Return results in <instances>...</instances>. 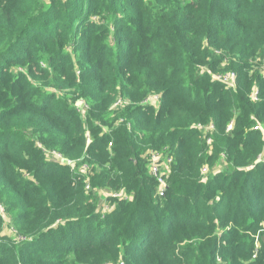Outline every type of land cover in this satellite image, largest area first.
I'll return each mask as SVG.
<instances>
[{
  "label": "trees",
  "instance_id": "1",
  "mask_svg": "<svg viewBox=\"0 0 264 264\" xmlns=\"http://www.w3.org/2000/svg\"><path fill=\"white\" fill-rule=\"evenodd\" d=\"M263 49L264 0H0V201L21 237L0 264H264ZM149 151L173 160L164 198ZM220 155L231 170L203 180ZM101 188L132 199L100 215Z\"/></svg>",
  "mask_w": 264,
  "mask_h": 264
},
{
  "label": "rangeland",
  "instance_id": "2",
  "mask_svg": "<svg viewBox=\"0 0 264 264\" xmlns=\"http://www.w3.org/2000/svg\"><path fill=\"white\" fill-rule=\"evenodd\" d=\"M92 17H93V19H92L93 21H97L99 19V17L95 16V14H93ZM42 61H43L42 65H44L45 63L47 64L46 59L42 60ZM255 61L256 62L253 63L254 68H257L259 71H264V68H263L264 49L261 51V54L257 55V58ZM21 68L23 69V67H21V66H16V67L13 66L12 70L18 71V70H21ZM23 70H25V69H23ZM37 77H40L41 79L30 80L28 78L30 85L33 87L34 90H36V91L40 90V92L44 93V94L52 93L54 95L55 99H57V101L60 103H64L65 101H68L70 99L69 97H70L71 93L69 92V88H61V86L59 84H58V86H51L50 85L51 78L49 75H39ZM148 98L151 99L150 102L152 103V105H155V107L158 106V102L154 98L153 95L149 96ZM25 136L27 137L28 135H25ZM36 143L38 146H41V148L43 149L45 160L55 161V162L62 164L61 162H59V160H56L54 158V156H55L54 149L44 148L39 142H36ZM210 148H212V147H210ZM162 154H163V156H165L164 153H162ZM262 158L264 159V156ZM51 159H53V160H51ZM84 162H85L84 159H77V163H75V165L70 167L71 174L74 173V170L76 168L83 165ZM208 168H209L208 174H213L216 172L227 173L229 170H231V165L226 161V159L223 155H220L217 158H215L214 164L212 166L208 165ZM88 170H91V168L88 167ZM24 174L26 175V177L30 176L29 174H27V172H24ZM109 192H110L109 190H105V189L101 188L99 190H95L92 193V195H94L97 199V201H96V212H99L100 215H104L113 209L114 202H115L113 199H115V198H113V197L109 198L110 197ZM0 204L2 205V206L0 205V216H1L0 237H3L4 239H8L10 242H13V243L15 241H16V243H19L21 240V237L18 236L17 231L14 228L13 221H12V214L5 210L3 200L0 201ZM256 241H258V239ZM106 264H114V263L109 262Z\"/></svg>",
  "mask_w": 264,
  "mask_h": 264
},
{
  "label": "built area",
  "instance_id": "3",
  "mask_svg": "<svg viewBox=\"0 0 264 264\" xmlns=\"http://www.w3.org/2000/svg\"><path fill=\"white\" fill-rule=\"evenodd\" d=\"M217 78L227 86H234V79H235L234 73H228L226 75H217ZM251 97L253 99L256 98L254 91L252 92ZM154 98L156 100H158V97L156 95H154ZM147 101L150 102L151 99L148 98ZM118 102H119V100L115 103V105L118 104ZM75 108H76L78 113H80L81 115H84L88 106L83 99H78L75 103ZM231 124H232V122L229 124L227 131H229L231 129ZM192 126L197 128L203 134V137L205 138L206 145L211 146V143H212L211 133L214 130V126L211 123H208V124L195 123ZM253 128L255 130L261 131V133L263 134V138H264V124L255 123L253 125ZM54 154H55L54 158L56 160H59V162H61L64 165H68L69 167H72L76 163L75 161H72L70 159L63 157L59 153L55 152ZM263 156H264V154L259 155V160L264 161V159L262 158ZM172 161L173 160L171 157H169L168 155L163 156L162 152H154V151L148 152L147 170H148L149 176H151L156 181L155 194L159 198H164L166 196V190H167V185H168V176L170 174ZM84 167H86V166L81 165L80 167L76 168L74 170V172L83 173V172H85ZM201 175H202L203 180L206 179V175H208L207 166H203V168L201 169ZM84 184H85V190L90 191L91 186H90L89 181L85 180ZM109 196L111 198L113 197L115 199H125V200L132 199L131 194H126L120 190L119 191H110ZM263 229H264V225H263ZM257 239L258 238H256V240ZM255 246L258 247V241L255 242ZM116 264H123V262H119Z\"/></svg>",
  "mask_w": 264,
  "mask_h": 264
}]
</instances>
